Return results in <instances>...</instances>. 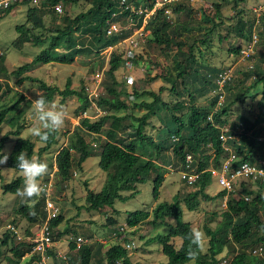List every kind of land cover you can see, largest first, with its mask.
I'll use <instances>...</instances> for the list:
<instances>
[{"label":"trees","instance_id":"obj_1","mask_svg":"<svg viewBox=\"0 0 264 264\" xmlns=\"http://www.w3.org/2000/svg\"><path fill=\"white\" fill-rule=\"evenodd\" d=\"M80 1L91 4L90 10L79 14L74 19L65 17L68 24L65 23L59 26V23H54V27L48 29L54 33L48 47L36 56L33 62L20 67L12 72L13 74L21 76L37 64H72L76 55L81 52L77 48L78 46L72 35L74 31H79L80 26L84 23L88 25L85 28V32L96 33L95 39L98 43L97 49L99 50L117 45L128 36V32L134 31L137 25L138 27L142 25V19H136L135 25L131 26L130 31L124 29L119 34L107 35L108 21L112 19L113 14L118 16L113 20H119L123 25L129 24L127 18L130 16L135 17L129 10L120 15L126 6L122 4L123 0H44L41 8L29 7L27 24H30V26L24 24L16 27L19 35L14 42L16 46L21 47L23 44L31 41L36 46L46 44V40L32 36L31 30L47 29L44 16L48 12L53 15L56 14L52 7L57 3H61L62 5L77 4ZM224 1L229 2L228 0ZM234 1V9L237 13L235 16L236 22L231 28V33H233V29L236 27L237 30L235 32L238 37L252 40L257 21L261 23V27L264 29V17L262 16L254 21L247 20L245 12L239 9L240 3H238L241 2L242 4L244 1L247 2V0ZM126 2L137 8L140 6L152 8L155 0H126ZM15 6V4L10 5L8 9L4 10V13L10 14ZM214 6L217 10L216 15L221 16V4L214 3ZM172 11L176 15L186 12L189 16L192 13V10L181 1L173 4ZM163 14L164 10L159 11L149 21L147 29L153 31V41L162 47L166 54L173 53L174 45L178 47V52L173 59L175 72L170 70L169 74L159 76L158 78L172 84L173 87L170 92L174 95L182 97L186 94L188 97L187 105H185V101H179L173 106L163 103V101L161 103V98L158 94L149 92V95L154 98L151 103L140 102L138 105H135L137 108L144 107L148 109V112L144 116L134 117L138 122V126H134L133 124L124 126L123 122L129 117L127 115L118 116L117 113L120 110L128 109L129 106L126 100L121 98L120 91L118 92L114 87L108 88L107 96L101 98L99 103L102 107L111 110L114 115L105 116L99 122H91L89 117L82 119L81 126L75 131V135L77 136L76 144H74V138H72L70 141L71 145L63 147L56 155V178L61 183L71 180L72 170L75 166L81 168L87 159L98 156L100 168L104 172L110 173V176L100 193L90 191L87 194V209L90 211H100L110 206L114 209L115 215H118V211L114 208L116 201L126 202L135 197L138 194L139 186L146 184L153 174L156 176L153 181L152 194L156 202L160 198L166 169L172 171L175 167L176 171H183L182 174H191L192 172L200 174L198 180L193 185L189 186L186 184L191 188L189 192L183 193V195H176L172 202L158 203L152 212L147 210L128 211L126 218L128 228H137L146 221H151L149 220L151 218H153L151 222L155 226L166 224L168 219H173L177 225L171 228L170 234L167 236L158 235L156 237V240L159 241V245L162 247V253L168 258V262L163 264H188L189 262L186 259L190 246L188 235L192 227L189 222L183 221L184 209L182 205L184 204L189 211L194 212L198 209L200 201L215 199L208 195L206 189L213 181V177L215 176L214 171H222V163L230 155L227 151L228 149L232 148L238 157V161L232 164L233 167L246 162L258 164L259 160L264 161V139L259 141V137L264 133V126H262L264 124V67L257 65L255 69L242 73V79L226 81L222 91H219L220 86L217 80L219 74L224 71L217 68L211 62V56L212 54L215 55L216 52L212 51L211 46L208 45V40H212V32L218 29L221 22L219 24L214 23L213 27L205 29L208 32L201 43V46L203 45L205 50H198V56L196 52L197 43L192 45L187 42L178 41L177 35L180 28L172 29V27L176 26L167 17H164ZM203 19L212 22V19L205 14H203ZM56 20L57 17H55V22ZM186 27L188 26L186 25ZM186 30L182 32L191 31V29L187 28ZM258 44L261 43L258 42ZM61 48L66 49L67 52L63 54L59 53L58 50ZM229 51L239 55L242 52V48L236 46L230 48ZM207 53H212L209 56L210 58L206 57ZM262 55L264 56V53ZM5 61V58L0 56V63L3 64L0 66L1 77L7 73V68L4 66ZM123 62L124 56L122 54L113 53L111 55L109 75L115 83L114 86L118 85L114 73L120 69ZM170 72H174L175 74H170ZM249 77H254L253 84H247ZM149 78L151 81L155 79V77L151 78V75ZM29 79L31 78L26 77L22 81ZM41 88L45 91V98L48 102L52 101L55 93H58L63 96V99L77 96L80 102V111L89 105V99L84 90L76 91L70 89V82L64 91L48 86L43 82ZM260 90L262 92H259ZM10 91L11 89L8 90L4 82L0 80V134L2 133L3 125L6 123L15 128L10 134H6L1 138L0 150L4 151L5 144L9 140V135L17 137L14 147L9 154L7 165L9 168L19 171L16 167V157L23 151L31 159L35 154L36 145L30 139L21 138L23 126L20 124V112H18L20 99L7 103L5 99ZM214 91L215 95L213 98L211 97L208 106H198L197 103L202 98H210L209 95ZM141 95L136 94L137 98ZM221 97L224 99V101L222 100L223 102H220ZM249 98L253 100L254 106H257V108L251 111L254 116L249 119L246 115L241 114L232 122L230 118L234 116V108ZM22 99L24 98L22 97ZM215 105L218 106V109L214 111ZM154 109L156 112H154ZM162 111L170 112V115L166 114V117L170 116V119L165 120V127L160 130L161 137L159 141H155L151 135L146 133V128L149 126L148 120L153 115L163 120L160 115ZM181 111H184L183 113L187 112L183 116L185 118L178 116ZM108 119L112 120L111 128L106 134L110 139L102 144L99 147V153H96L94 150H90V144L87 143L83 132L100 134L104 122H107ZM227 126L230 127L229 131L226 129ZM128 128L132 130L130 134L131 140L120 138L118 136L119 132L126 134ZM81 134L82 136H80ZM59 136V132L51 135L50 139L46 143L44 142L45 146L39 149L38 154L42 155L49 152L53 145L58 143L57 139ZM225 137L227 138L226 141H224ZM76 151L79 152L78 157L75 154ZM73 152L75 153L73 154ZM23 185L24 180L22 177H19L3 186L4 193L16 194L17 189H22ZM123 193L130 195L125 196ZM240 193L244 199L237 200L234 198V193L229 194L227 208L221 214L222 219L217 228L204 227V231L210 239V253L202 252L196 264H220L221 260L217 259V257L225 252L226 249L229 250L228 254H235L231 264H264V256L253 255L243 250L249 248L254 250L262 247L264 253V199L260 197V194H255L246 189L245 186H243ZM227 194L226 191H222L218 197H224ZM251 195H253L252 199L246 201L245 196L250 197ZM44 196L45 192L41 199H36L38 203L36 206L41 207V210L33 209V207H29L26 204L21 205L20 208L15 210V213L20 214L28 221L29 227L33 226L37 221L45 223L46 218H48L47 215L49 216V212L47 214L43 209L45 206ZM33 212L35 213L34 215L32 214ZM104 212L107 211L104 210ZM63 215V211L60 214V210H58L49 222L52 238L54 237V230L65 220ZM89 222L90 224L93 223V221ZM12 224L17 226L15 221ZM103 224H106L102 226L105 230L110 226H116L118 221L114 217H108ZM27 231L29 234V230ZM71 231L70 228H67L66 234ZM66 234L62 232L61 236ZM71 234H75L74 236L77 237V232ZM29 235L32 236L33 234ZM90 238H93V236L85 237V239ZM176 238H180L182 241L179 247H176L173 243ZM3 247H7L10 250L9 252L12 253L11 258L8 259V264H21V260L25 258V255H29V258L28 260H24L23 264H45L47 259H52V264H135L129 251L121 243L114 244L105 251H103L105 247L103 244H84L78 249L76 254H68L65 260L59 258L58 253L54 250L55 247L47 249L44 254H34V243L29 242L26 237H20L15 232V229L5 230L1 233L0 258L4 254ZM76 247V242H72L70 246L72 252H74Z\"/></svg>","mask_w":264,"mask_h":264},{"label":"rangeland","instance_id":"obj_2","mask_svg":"<svg viewBox=\"0 0 264 264\" xmlns=\"http://www.w3.org/2000/svg\"><path fill=\"white\" fill-rule=\"evenodd\" d=\"M178 1L183 2L192 10L191 15L188 16L186 12H183L181 15L174 14L172 11L174 3L169 6L170 12H164L163 14L164 17H167V19L176 26L172 27V29L175 30L177 27L180 28L179 32L181 33L178 32L177 35L178 41L187 42L192 45L197 43L196 52L198 55V50H205V47H203V45L201 46V43L208 32L205 29L207 27H213L214 23L219 24L221 22L218 29H216L215 32H212V40H208V45L211 46L212 51L216 52V54L207 53L206 57H209L212 54L211 62L217 68L222 69L231 76L230 80L242 79V73L255 69L257 65L264 67V56L262 55L264 53V29L261 27V23L259 21L256 22V28L252 40H245L238 37L235 32L237 30L236 27H234L233 33H231V28L236 22L235 16L237 13L234 9V0H228L229 2L224 0ZM214 3L221 4V16L216 15L217 10ZM238 3H240L239 9L245 12L247 20L254 21L262 16L264 17V0H247V2L244 1L242 4L241 2ZM14 4L16 6L10 14L7 15L4 11H0V56L5 58L6 61L4 66L7 68V73L2 76L4 78L0 76V80L4 82L8 90L11 89L5 99L7 103L12 100L17 101L20 99L18 112H20V124L23 126L21 138L30 139L34 142L36 145L34 157L41 162L48 164V174L41 179V185L44 187L46 183H49L51 180L53 181L49 199L58 207L57 209L60 210V214L61 211H63V216L65 217L64 222L54 230V250L58 253L60 259L65 260L68 254H76L79 246L86 244L85 240L89 241L91 244H103V246H105L103 251L114 244H123L126 241H132L136 246L134 250L129 253L135 264L167 263L168 258L162 253V247L159 245L160 243L156 240V237L158 235H169L171 228L175 227L177 223L173 219H168L166 224L155 226L152 224L151 221L153 218H151L149 219L151 221H146L137 228H128L126 225V218L128 211L147 210L152 212L158 203L172 202L176 195H183V193L189 192L191 188L187 185L190 186L193 184H189L187 180L182 177L183 171L178 172L175 167L172 171L165 170V181L161 189L160 198L157 202L154 201L152 194L153 181L156 176L153 174L146 184L139 186L138 194L135 197L126 202L119 200L116 201L114 208L118 211V215H115L114 209L110 206H107L100 211H90L87 209V194L90 191L100 193L110 176V173H106L100 168V159L98 156H93L87 159L86 162L82 164L81 168L75 166L72 170V179L65 183H61L60 180L56 178L57 168L55 158L63 147L71 145L70 141L72 138H74V144H76L77 136L75 135V131L81 126L83 118L89 117L91 122H99L101 118L105 116L114 115L111 110L102 107L99 103L101 98L107 96L108 88L114 87L118 92L120 91L121 98L126 100L129 106L128 109L120 110L118 111L119 113H117L118 116L127 115L129 117L123 122L124 126H128L129 124L138 126V122L134 117L144 116L148 112V109L144 107L137 108L135 105H138L140 102L151 103L154 98L149 95V92L158 94L161 98V103L163 101V103L173 106L179 101H185V105H187L188 97L186 94L182 97L174 95L170 92L173 87L172 84L158 78L159 76L169 74L170 70L174 71L173 59L178 52V47L174 45L173 53L166 54L162 47L158 46L155 41H153V31L146 28L143 34H141L142 30L136 29L128 32V36L122 39L117 45L99 50L97 49L98 43L95 39L96 33L85 32V28L88 25L84 23L80 26L79 31H74L72 35L78 46L77 48L81 51L76 55L72 64H37L30 71L21 76H17L12 72L33 62L36 56L48 47L52 35L54 34L48 29L53 28L54 23H59V26H62V24L67 23L65 17L74 19L79 14L89 11L92 5L85 1H80L77 4H65L63 15H53L48 12L44 16L47 29L31 30L32 36H37L42 40H46L47 43L43 46H36L34 42L31 41L20 47L18 45L16 46L14 43L19 37L16 27L27 24L28 9L29 7H32V5L21 4L19 1H16ZM203 14L209 16L212 19V22H210V20L205 21L203 19ZM55 17H57L56 22ZM27 25L30 26V24ZM186 25L188 27H186ZM123 26L127 27L128 31H130V24ZM186 28L191 29V31L182 32L183 30L187 31ZM258 42L261 44H258ZM236 46L242 48V52L239 55L229 51L230 48ZM58 52L63 54L67 52V50L61 48ZM113 53L122 54V56H124L122 66L114 73L118 84L116 86H114L115 83L109 75L110 58ZM128 61L133 64L132 69L126 67V62ZM2 65L3 64L0 63V66ZM174 72H170V74H175ZM150 75L151 78L155 77V79L151 81L149 78ZM26 77L31 79L22 81V79ZM42 82L48 86L56 87L60 91L66 90L67 84L70 82V89L76 91L84 90V93L89 99V105L87 108L80 111V102L77 96L63 99L62 95L55 93L52 101L49 103L54 102L57 107H62L67 112V118L64 127L59 131L60 136L57 139L58 143L53 145L49 152L39 155L38 151L45 146V143L41 142L38 138L33 137L30 134L29 129L38 124L31 109V101L39 98L37 91H39L45 98V91L41 88ZM253 82L254 77H249L247 84H253ZM181 90H183V88H181ZM259 92H262V90ZM136 94L142 95L137 98ZM214 95L215 91L209 95L210 98H202L197 103L198 106H208L211 97L213 98ZM22 97L24 99H22ZM29 97H31V100ZM216 105L214 106L215 108L213 107L214 111L218 109V106ZM255 108H257V106H254L253 100L249 98L234 108V116L230 118V120L233 122L235 118L241 114L246 115L251 119L254 116L251 111ZM154 112H156L155 109ZM183 112L184 111H181L178 116L183 117L187 114V112ZM167 113L168 115L171 114L168 111L161 112L160 115L163 120L154 115L148 120L149 126L146 128V133L151 135L155 141H159V138L161 137L160 130L165 127V120L170 117H166ZM111 122V119L104 122L100 134L89 133L87 131L83 132V136L87 140V143L90 144V150L99 153V147L110 139L106 134L111 128ZM262 126H264V124ZM226 129L229 131L230 127L227 126ZM14 130L15 128H12L8 123L4 124L2 133L0 134V140L4 135L10 134V132ZM126 131V134L119 132L118 136L120 138H127L126 140H131V128H128ZM80 136H82V134ZM263 139L264 133L259 137V141H262ZM16 140V136L9 135V140L5 144L3 151L4 154L9 156ZM74 153L75 152H73V154ZM75 154L78 157L79 152L76 151ZM232 156L238 159L233 150ZM261 161L262 160H259L258 164H261ZM226 173H228V171H226ZM19 177H22L24 180L20 171L9 168L7 163L0 165V232L2 227L9 226L15 221L17 223L16 230L19 236L23 238H38V235L42 233L41 225L44 223L37 221V223L29 227L28 221L20 214L15 213V210L20 208L21 205L26 204L28 206L25 199H22L14 193H4L3 186L13 182ZM245 178L246 175H242L235 181L238 185H242ZM229 180L231 181V179ZM222 189L223 187L218 185L216 180H213L206 191L210 197L215 199L200 201L198 209L194 212L189 211L183 204V221L189 222L192 229H198L204 233L205 226H209L212 229L217 228L222 219L221 214L226 209V198L218 197L219 193L223 191ZM240 190V187L237 188L238 192ZM238 192L235 196L236 199L240 197ZM124 195L129 196L130 194L125 193ZM42 197L43 195L38 198H33V209L36 208L37 210H41V207L36 206V204H38L36 199H41ZM46 205L47 204L45 203L43 209L48 214V207ZM104 210L107 212H104ZM108 217L116 218L118 224L116 226H110L104 230V227L102 226L106 225L103 223L106 222ZM46 219L47 222L50 217ZM89 221H93V223L90 224ZM67 228H70L72 231L66 234ZM27 230H29V234H33V237L28 234ZM62 232L66 235L61 236ZM75 232H77L76 235L83 238L82 240L77 239L78 246L74 252H72L70 246L76 238L74 236L75 234L71 233ZM85 235L88 237L93 236V238L84 240L86 237ZM180 240V238L174 239L173 243L176 247L181 245L182 241ZM209 248L210 239L206 235L203 252L210 253ZM2 250L4 254L0 258V264H8V259L11 258L12 253L9 252L10 250H8L7 247H3ZM243 250L248 253H254L252 248ZM228 252L229 250L226 249L225 252L217 257V259L221 260L220 264H230L235 254L231 255L228 254ZM263 256L264 254L261 255V257ZM28 258L29 255H25V258L21 260V264H23L22 262H24V260H28ZM52 263V259H47L45 264Z\"/></svg>","mask_w":264,"mask_h":264},{"label":"clouds","instance_id":"obj_3","mask_svg":"<svg viewBox=\"0 0 264 264\" xmlns=\"http://www.w3.org/2000/svg\"><path fill=\"white\" fill-rule=\"evenodd\" d=\"M43 1L44 0H42V3ZM21 4H30V3L27 1H23L21 2ZM32 7H36V6L32 5ZM41 7H42V4L37 8H41ZM1 11H4V10H1ZM55 13L57 15H63V13L58 14L56 11ZM37 95L39 98L31 101V109L38 121V124L31 127L29 131L33 137H36L41 142L46 143L50 139L51 135L59 132L64 127L65 121L67 118V112L62 107H57L54 102L49 103L48 101H46V99L41 95L39 91H37ZM29 99L31 100V97H29ZM226 140L227 138L225 137L224 141ZM227 151L229 152L230 155L223 161L222 171L218 173H222L224 171L225 165L229 162L228 169L226 170L228 171V173H226L225 176L227 179H231V188L224 187L221 184L220 176L215 175L213 177V180H216L218 185L223 187L222 190L228 193L226 196L222 197V198H226L225 200L226 208H227L228 198L230 196L229 194L234 193L235 194L234 198H235L238 192L237 188L239 187L241 188V190L238 192L240 197L237 200L244 199L240 193L243 189V186H245L246 189L254 192L255 194H260V197L264 199V161H261V164H257V163L251 164L249 162H246L239 166L233 167L232 164L236 163L238 159L236 157L233 158L232 148L228 149ZM8 159H9V156L7 154H4L3 150H0V165L6 164ZM16 160H17L16 167L19 169L20 173L22 174L24 178V186L22 189H17L16 194L22 199H25V202L28 204L29 207H33L34 206L33 198L41 197L45 192V189L41 185V179L45 175L48 174V164L45 162H41L34 156L31 159H29L23 151L19 153V155L16 157ZM242 175H246V178L242 185H238L235 180L241 177ZM252 197L253 195H251L250 197L245 196V200L250 201ZM44 201L46 203V196H44ZM56 208L58 207L56 206ZM32 214L34 215L35 213L33 212ZM50 221L51 220H49V222ZM10 225L14 227L12 230L15 229V232H17L16 230L17 226L13 224H10ZM9 228L10 226L2 227L0 235L5 230H9ZM205 237H206V234L203 231L198 230V229H192L191 232L189 233L188 239L190 241V246L186 254V259L188 260L189 264H196L200 254L204 251ZM75 238L76 239L74 241L76 242V245L78 246L77 239L83 238V237H80L77 235V237ZM26 239L28 240V238ZM85 241H86V244H90L89 241L87 240ZM125 243H123V246L126 248V250H128L129 252L134 250L136 246L134 242L131 241V242H127L126 244ZM255 251L257 252L255 253ZM253 252H254L253 255L261 256L262 254H264L262 247L254 249ZM232 261L233 259L231 260V262ZM117 264H121V263H117Z\"/></svg>","mask_w":264,"mask_h":264},{"label":"built area","instance_id":"obj_4","mask_svg":"<svg viewBox=\"0 0 264 264\" xmlns=\"http://www.w3.org/2000/svg\"><path fill=\"white\" fill-rule=\"evenodd\" d=\"M16 1H19V2L27 1L30 4H32L33 6H36V7H39L42 4V0H15V1H13V0H0V11L1 10H6L7 8L10 7V5L16 3ZM175 1H178V0H155L154 6L152 8H146L144 6H140L139 8H137L134 5L127 4L126 0H123L122 4H124L126 6H125V9L120 13V15H122L125 11H128V10L132 14H134L135 17L130 16L129 18H127L129 20L130 26H132V27H133V25H135V20L136 19H138V20L142 19V25L140 27H138V25H137L138 28L136 27V29L142 30L141 34H143L145 29L147 28V25H148L149 21L159 11L164 10L165 13L166 12L167 13L170 12L169 6L172 3H176ZM178 2H180V1H178ZM53 8L55 9V11L58 14H62L64 12V6L61 3H57ZM116 17H118V16L116 14H113L112 15V19L108 21L107 35H109V36L114 35V34H119L124 29L128 30L127 27L123 26L122 22H120L119 20L118 21H114L113 20ZM251 51H252V49H251ZM126 67L128 69H132L133 68V64L130 61H128V62H126ZM230 78H231V76H229L226 72H223V73H221L219 75L218 80H217V83L220 86L219 91H222L225 82L230 80ZM222 100H223V97H221L220 102ZM228 164H229V162L225 165L224 171L222 173H218V172L214 171V175L220 176V182H221V184L224 187L231 188V181L229 179H227L226 176H225L226 170L228 169ZM199 175L200 174H198L196 172H192L191 174L184 173V174H182V177L184 179H188L187 180L188 183L193 184L199 178ZM52 185H53L52 181H50L49 183H46L45 186L43 187L45 189L46 204H47V207H48L47 210L49 212V216L48 217H50L49 220H51L56 215V213L58 211L56 206H55V204L49 199L50 191L52 190ZM49 220L41 226L42 233H40V235H38V238H28L29 242L34 243V248H33V253L34 254L35 253L44 254L47 249L53 248L54 241H53V238H52V230L49 227ZM9 226H10L9 229H13L14 228L11 225H9ZM78 239L82 240V238H78ZM256 252L257 251H255V253Z\"/></svg>","mask_w":264,"mask_h":264}]
</instances>
